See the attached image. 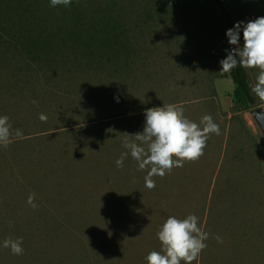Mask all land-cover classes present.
I'll use <instances>...</instances> for the list:
<instances>
[{"label":"rangeland","instance_id":"rangeland-1","mask_svg":"<svg viewBox=\"0 0 264 264\" xmlns=\"http://www.w3.org/2000/svg\"><path fill=\"white\" fill-rule=\"evenodd\" d=\"M40 1L0 0V116L23 133L0 147V264H147L162 223L189 214L209 233L192 264H264V130L252 113L264 103L234 104L219 63L227 42L205 16L177 0H120L125 13L117 0H73L123 13L132 65L102 55L99 66L59 45L70 7ZM225 1L235 22L264 16V0ZM247 70L254 82L259 69ZM169 103L197 123L210 114L220 134L148 189L130 153L122 168L115 161L143 131L145 109ZM17 237L22 255L2 247Z\"/></svg>","mask_w":264,"mask_h":264},{"label":"clouds","instance_id":"clouds-1","mask_svg":"<svg viewBox=\"0 0 264 264\" xmlns=\"http://www.w3.org/2000/svg\"><path fill=\"white\" fill-rule=\"evenodd\" d=\"M72 0H50V6H70ZM243 33V44L240 33ZM228 43L234 45L227 55L219 61L221 70L230 73L237 67L259 69L254 82L248 87L251 93L264 103V16L248 22L238 21L233 28L226 31ZM35 103V101H33ZM41 122H47L44 113L39 115ZM220 134V127L210 114H205L199 123L184 115V108L175 103L163 104L162 107L145 109V125L143 131L129 139L125 137L123 146L128 152L122 153L115 161L118 168L123 167L124 159L129 155L138 162L140 170L147 169L145 187L155 188L154 176L164 177L174 167H183L184 162H195L204 155L209 135ZM23 138L20 129H13L7 115L0 116V147L7 148L13 138ZM139 142V143H137ZM35 193L29 195L27 203L33 209ZM11 224V222H10ZM199 217L189 214L184 218L169 216L157 231L161 250H152L146 256L147 264H192L207 247L205 241L209 233L202 230ZM222 243L221 237H216ZM23 237L6 238L2 247L10 249L14 255H22Z\"/></svg>","mask_w":264,"mask_h":264},{"label":"trees","instance_id":"trees-1","mask_svg":"<svg viewBox=\"0 0 264 264\" xmlns=\"http://www.w3.org/2000/svg\"><path fill=\"white\" fill-rule=\"evenodd\" d=\"M21 0H8L9 4L13 2L20 3ZM180 5L184 7L194 8L205 16L206 22L209 27L218 35L220 43L224 44L223 56L226 57L225 49L235 47L228 43L226 31L233 28L235 19L231 9L225 0H177ZM118 3V4H117ZM125 3V4H124ZM125 1L117 0L114 7H119L123 13L126 7ZM42 5V0L40 1ZM111 11L103 13L102 15L96 14L95 10L91 12L89 9L82 11L81 8L76 7L72 0L68 14L70 24L67 28L60 29L61 47H69L72 51L78 52L81 62L87 58L96 60L98 56H106L109 61L112 60L114 64L120 63L122 66H131L132 57L128 55L130 52L129 39L127 38L126 31L119 25L121 21L119 16L123 13L115 14L116 9L110 3ZM72 7V8H71ZM30 7L26 6L23 9L27 10ZM127 8V7H126ZM45 11L44 9H40ZM48 11V10H47ZM96 14V15H94ZM20 15V14H19ZM18 15V16H19ZM20 17V16H19ZM71 25V26H70ZM39 43V41H37ZM91 63V62H90ZM94 63V62H93ZM101 66L103 61L96 63ZM234 84L233 89V102L242 108H251L256 103V97L251 93L248 85L252 82L248 70L246 68L237 67L229 73Z\"/></svg>","mask_w":264,"mask_h":264},{"label":"water","instance_id":"water-1","mask_svg":"<svg viewBox=\"0 0 264 264\" xmlns=\"http://www.w3.org/2000/svg\"><path fill=\"white\" fill-rule=\"evenodd\" d=\"M252 113L260 127L264 130V108L262 106H257L253 108Z\"/></svg>","mask_w":264,"mask_h":264}]
</instances>
